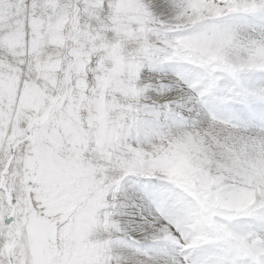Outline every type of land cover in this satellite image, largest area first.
<instances>
[{"label":"snow or ice","instance_id":"snow-or-ice-1","mask_svg":"<svg viewBox=\"0 0 264 264\" xmlns=\"http://www.w3.org/2000/svg\"><path fill=\"white\" fill-rule=\"evenodd\" d=\"M0 264H264V0H0Z\"/></svg>","mask_w":264,"mask_h":264}]
</instances>
